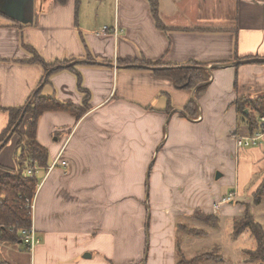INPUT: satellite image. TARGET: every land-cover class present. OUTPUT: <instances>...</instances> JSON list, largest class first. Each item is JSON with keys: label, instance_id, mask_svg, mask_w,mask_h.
Returning <instances> with one entry per match:
<instances>
[{"label": "crops", "instance_id": "0c3cea01", "mask_svg": "<svg viewBox=\"0 0 264 264\" xmlns=\"http://www.w3.org/2000/svg\"><path fill=\"white\" fill-rule=\"evenodd\" d=\"M36 4L33 24L0 16V137L9 125L5 109L24 106L35 91L77 106L83 102L74 72L65 69L46 82L42 66L21 62L31 57L27 45L50 63L80 64L90 110L79 121L68 112L40 117L37 140L49 154V168L37 169L32 209L40 243L28 250L22 243L0 242V255L8 264H177L178 217L211 210L210 200L230 195L231 188L225 192L220 186L198 202L185 200L195 187H209L231 173L222 157L234 159L241 150L232 137L248 132L238 127L233 103L238 95L264 93V63L214 69L192 119L185 107L195 91L176 89L171 79L141 62H197L210 68L264 59V0H158L160 24L151 0ZM18 142L19 136L10 133L0 146V177L15 169ZM198 151L214 157L203 171L194 167ZM249 153L264 167V146ZM248 161L244 184L258 168ZM153 201H159L154 212ZM228 203L221 202V209ZM222 213L239 217L234 207Z\"/></svg>", "mask_w": 264, "mask_h": 264}, {"label": "trees", "instance_id": "16d2710c", "mask_svg": "<svg viewBox=\"0 0 264 264\" xmlns=\"http://www.w3.org/2000/svg\"><path fill=\"white\" fill-rule=\"evenodd\" d=\"M65 2V0H58ZM151 7L156 22L160 24L158 14V0H151ZM0 16H4L0 13ZM16 24V23H15ZM27 49L31 55L30 59L21 61L25 64H37L43 67V81L49 82L50 77L60 71L70 70L77 77V86L80 93L83 94V102L81 106L71 103H64L54 96H46L41 90L35 91L28 102L22 107L5 109L9 113V125L0 137V146L6 143L10 133L19 136L17 145L16 164L17 169H13L0 177V242L20 244L22 236L20 231L28 229L32 226V205L35 200L40 179L37 171L31 175L28 171L31 168L47 170L48 165V150L42 146L37 140V129L40 117L46 112H68L74 115L79 121L90 110L91 93L83 88L82 75L77 71L79 63L72 64L74 60L54 61L52 63L44 59L36 48L28 46ZM91 64H95L96 60L90 56L87 58ZM260 59L257 57H248L247 60ZM239 61V60H238ZM104 63L107 64L106 61ZM262 63V62H253ZM69 65V66H67ZM141 65L147 66L155 74L167 77L172 80L176 89L194 90L195 97L188 102L185 111L188 112L190 118L197 116L200 112L199 102L203 95L207 92L211 80L213 69L207 65L191 62L181 65L165 64L161 61L148 62L142 61ZM235 90L238 91V84L235 83ZM233 105L238 114V127H247L250 134L259 131H264V123L261 118L264 117V93L255 96H239L234 101ZM24 115L21 122L20 118ZM29 116V118H27ZM25 125V130L22 131V126ZM240 129V128H239ZM254 203L259 205L264 198V182L258 187L254 195ZM208 218H199V213L196 212L191 218L211 222L212 215ZM216 218H213V220ZM252 225L249 231L255 236L257 241V249L250 251V258L256 257V260H264V230L261 225L254 223L251 215L246 213L244 218L236 220L234 224L233 236L237 238L240 235L239 225ZM215 222L214 228L219 226ZM179 228L191 235L192 229L186 226L179 225ZM189 235V236H190ZM188 238V237H187ZM182 239H178V246L181 245ZM209 261V255H199L196 257H186L183 252L178 249L177 264H201L203 261ZM248 261V260H247ZM0 264H8V262L0 255ZM264 264V261H263Z\"/></svg>", "mask_w": 264, "mask_h": 264}, {"label": "rangeland", "instance_id": "374dc122", "mask_svg": "<svg viewBox=\"0 0 264 264\" xmlns=\"http://www.w3.org/2000/svg\"><path fill=\"white\" fill-rule=\"evenodd\" d=\"M1 8V3H0ZM39 11V7H37V4L35 5V13H34V21H35V14ZM27 16H29V12L27 11ZM1 21V20H0ZM22 131L25 130V125L22 127ZM197 139L201 140L202 135L197 134L195 136ZM194 142V141H193ZM194 144V143H193ZM227 149V146H225ZM252 148H242L241 151L237 155L234 154V159H230L227 157H222L223 163L225 166L227 165L228 168L231 167V173H226L225 178L221 179V181H213L212 185L205 186L204 188H194V192L191 193L188 197H185L186 201L191 200L192 202H198L203 198V196L209 194L212 192L213 189L220 186H223V191L228 192L231 188V192H236V194H231L227 197L226 200L221 201L223 204H227L228 202H232L235 200L236 202L232 205L228 203V206H224L221 209L220 201H217L215 203H212L210 200V209H197L193 215L198 212L199 218H208L212 215L211 222H205L202 220L191 218V215L184 214L180 217H178V225L181 224L182 226H186L187 228H194L192 229V233L189 236H185V231L181 228L177 229L176 234V246L178 249L185 254L186 257L192 258L196 257L202 254L209 255L211 259L207 262L204 259V262L202 261L201 264H263L262 260H256L254 258H250L249 252L255 251L257 249V241L255 236L249 231V228L252 227V225L243 226L242 223L238 226L240 229V235L235 238L233 236L234 232V224L236 220L242 221V218L246 216V213L251 215V218L253 219L254 223H258L262 226L264 230V198L261 200V203L259 205H256L254 203V195L258 189V187L261 185V183L264 182V167H261V165L255 160L251 159L252 154L249 153V150ZM246 152V153H245ZM245 153V154H244ZM208 157V158H207ZM193 163L195 169L198 171H203V169H206L210 166L211 162L214 160L213 156L207 155L204 151H198L193 153ZM217 160L219 159L222 161L219 157H216ZM248 160H252L251 164L252 166L258 167L253 171L251 174L252 178L247 184L243 183L242 178L247 175L249 162ZM15 161V169H17L16 160ZM229 164L225 163L228 162ZM234 161V162H232ZM218 163V162H217ZM264 163V161H263ZM248 166L247 168L245 166ZM224 167V166H223ZM226 171L228 169L224 167ZM211 170V169H210ZM209 170V171H210ZM260 170V171H259ZM220 172V171H217ZM239 172L241 181L239 183ZM233 187H228V185H232ZM194 185V184H193ZM239 189H243V191L238 193ZM239 194V195H238ZM157 203L159 201H153L152 202V211L159 210V206H157ZM164 203V201H163ZM151 204V200H150ZM151 207V205L149 206ZM226 207H234L235 217L238 218H228L225 213H222L223 210H225ZM190 213L191 211L188 210ZM186 215V216H185ZM157 217V214L153 215V219ZM213 218H216V220ZM219 220V226L218 228H214L215 222L218 224ZM200 221V222H199ZM146 245L147 249L149 250L150 247V226H148L146 230ZM156 229H152L153 238H155ZM188 237V238H187ZM181 245L178 246V239H182ZM248 260V261H247Z\"/></svg>", "mask_w": 264, "mask_h": 264}, {"label": "water", "instance_id": "95a60500", "mask_svg": "<svg viewBox=\"0 0 264 264\" xmlns=\"http://www.w3.org/2000/svg\"><path fill=\"white\" fill-rule=\"evenodd\" d=\"M1 8L0 13L12 21L18 22L23 25H30L34 22V13H35V5L36 0H0ZM27 11L29 12V16H27ZM253 62H262L264 63V59H254V60H243L238 61L231 64L226 65H216L210 67V69L214 70L216 68H222L224 66L236 67L239 65L253 63ZM24 118V115L20 118L21 122ZM220 178V174H217V179Z\"/></svg>", "mask_w": 264, "mask_h": 264}, {"label": "built area", "instance_id": "2783aa9c", "mask_svg": "<svg viewBox=\"0 0 264 264\" xmlns=\"http://www.w3.org/2000/svg\"><path fill=\"white\" fill-rule=\"evenodd\" d=\"M107 30H108L107 27H105L102 33L105 34ZM261 122L264 123V117L261 118ZM232 138L234 140L235 147L237 150H240L242 148H254V147L264 146V131H259L254 134H250L248 131L245 135L236 134ZM60 161L61 159H57L55 161V164L50 169L55 168L58 165V162ZM61 164L63 166H68L67 161H62ZM37 169H38L37 167L31 168L28 171V174L31 175L34 171H37ZM33 205H32V209H33ZM20 233L22 236L21 242L28 250H31L32 248H34L35 245L40 243V239L37 235V231L33 226H31L28 229L21 230Z\"/></svg>", "mask_w": 264, "mask_h": 264}]
</instances>
